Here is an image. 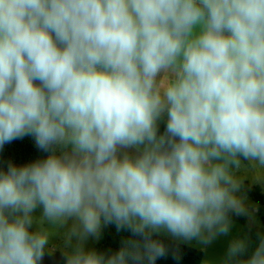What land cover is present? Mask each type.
Returning a JSON list of instances; mask_svg holds the SVG:
<instances>
[{"label":"clouds","instance_id":"obj_1","mask_svg":"<svg viewBox=\"0 0 264 264\" xmlns=\"http://www.w3.org/2000/svg\"><path fill=\"white\" fill-rule=\"evenodd\" d=\"M27 134L71 152L0 172V264H40L38 204L81 238L103 217L144 241L67 264H154L160 230L226 234L242 210L230 166L264 165V0H0V147ZM245 251L233 241L225 264H264V240Z\"/></svg>","mask_w":264,"mask_h":264},{"label":"rangeland","instance_id":"obj_2","mask_svg":"<svg viewBox=\"0 0 264 264\" xmlns=\"http://www.w3.org/2000/svg\"><path fill=\"white\" fill-rule=\"evenodd\" d=\"M142 148L143 146H140L141 150ZM238 159L239 165H232L229 170L236 183L234 195L240 201L242 210L227 212L229 224L226 234H216L207 242L199 238L188 240L174 237L166 230H160L153 234L202 250L204 252L202 263L205 264H225L230 244L236 240H243L246 244V251L235 260H248L264 240V165L258 161L245 159L243 156H239ZM16 215H22V213H16ZM30 217L31 225L28 229L34 234L45 236L47 242L43 253L50 256L61 253L66 248L70 250V253L78 247H82L86 251H96V244L103 237L99 233L98 236L89 235L86 238H81L78 234L73 233V228L78 227L79 223L75 218L50 220L45 217L43 206L39 204L30 213Z\"/></svg>","mask_w":264,"mask_h":264},{"label":"trees","instance_id":"obj_3","mask_svg":"<svg viewBox=\"0 0 264 264\" xmlns=\"http://www.w3.org/2000/svg\"><path fill=\"white\" fill-rule=\"evenodd\" d=\"M34 83L39 85V81H34ZM166 123L160 126L157 136L165 134ZM54 146H51L48 151L40 149L36 145L33 134H27L5 143L0 147V172H7L10 164L22 167L38 160H44L51 155ZM101 225L103 240L97 247L98 254L108 258L126 246L131 247L133 242H138L141 250H143V239L133 235L128 228H118L115 222L106 223L103 217L101 218ZM28 231L30 234H34L30 229ZM151 239L159 241L165 248V254L157 257L154 264H201L203 261L204 253L197 248L153 233ZM40 264L42 263L40 262ZM62 264H67L66 257L63 258ZM129 264H133V262L129 261ZM143 264H149V261L145 258Z\"/></svg>","mask_w":264,"mask_h":264},{"label":"crops","instance_id":"obj_4","mask_svg":"<svg viewBox=\"0 0 264 264\" xmlns=\"http://www.w3.org/2000/svg\"><path fill=\"white\" fill-rule=\"evenodd\" d=\"M196 32H198L199 31V29L197 28L196 30H195ZM164 76H165V74L164 73H162L157 79H158V81L159 80H161V79H163L164 78ZM167 119H168V117H167V113L165 112V113H163L162 115H161V117L157 120V124H158V128H157V133H158V130H159V128H160V126L162 125V124H164L165 122H167ZM141 149H137L136 147H129V148H121V149H118V156H121L122 157V155L124 154V153H127V154H129L130 156H136V155H138L139 154V151H140ZM71 152V145H67V146H65V145H62V144H60V145H55L54 146V148H53V150H52V152H51V155L52 154H55V155H57V156H62V155H64L65 153H70ZM69 219H72V218H69ZM99 233H101L102 234V225H100V229H99ZM103 235V234H102ZM163 237V236H162ZM102 240H103V237H102ZM102 240L100 239V242H97V244H96V252H97V247H98V245L102 242ZM195 248V247H194ZM200 250V249H199ZM53 251H57V250H53ZM70 250L68 249V248H66V249H64V250H62L61 251V254L63 255V258L64 257H68V255L69 254H71L70 252H69ZM202 251V250H201ZM204 253V252H203ZM204 259V258H203ZM203 262V261H202ZM201 262V264H205V263H202Z\"/></svg>","mask_w":264,"mask_h":264},{"label":"water","instance_id":"obj_5","mask_svg":"<svg viewBox=\"0 0 264 264\" xmlns=\"http://www.w3.org/2000/svg\"><path fill=\"white\" fill-rule=\"evenodd\" d=\"M40 262L42 264H62L63 255L61 253H56L50 256L47 253H43V258Z\"/></svg>","mask_w":264,"mask_h":264}]
</instances>
